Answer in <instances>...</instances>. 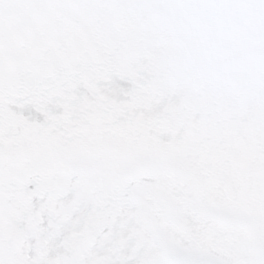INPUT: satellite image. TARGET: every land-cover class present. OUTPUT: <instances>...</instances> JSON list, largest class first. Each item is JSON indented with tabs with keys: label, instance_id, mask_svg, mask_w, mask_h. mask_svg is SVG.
<instances>
[{
	"label": "snow or ice",
	"instance_id": "snow-or-ice-1",
	"mask_svg": "<svg viewBox=\"0 0 264 264\" xmlns=\"http://www.w3.org/2000/svg\"><path fill=\"white\" fill-rule=\"evenodd\" d=\"M0 264H264V0H0Z\"/></svg>",
	"mask_w": 264,
	"mask_h": 264
}]
</instances>
